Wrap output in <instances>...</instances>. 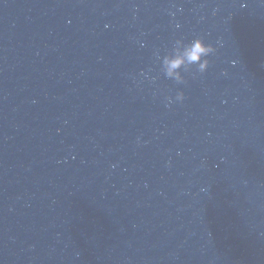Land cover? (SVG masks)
I'll list each match as a JSON object with an SVG mask.
<instances>
[{
    "label": "water",
    "instance_id": "95a60500",
    "mask_svg": "<svg viewBox=\"0 0 264 264\" xmlns=\"http://www.w3.org/2000/svg\"><path fill=\"white\" fill-rule=\"evenodd\" d=\"M0 264H264V0H0Z\"/></svg>",
    "mask_w": 264,
    "mask_h": 264
},
{
    "label": "clouds",
    "instance_id": "9594fccd",
    "mask_svg": "<svg viewBox=\"0 0 264 264\" xmlns=\"http://www.w3.org/2000/svg\"><path fill=\"white\" fill-rule=\"evenodd\" d=\"M174 45V51L165 58L164 64L167 76L178 83H184L179 70L186 66H192L195 69L194 76L203 74L209 68L211 56L217 51L216 44L207 42L203 36H196L190 40L178 39ZM184 99L185 93L181 89L176 92L174 98L167 97V106L183 102Z\"/></svg>",
    "mask_w": 264,
    "mask_h": 264
}]
</instances>
